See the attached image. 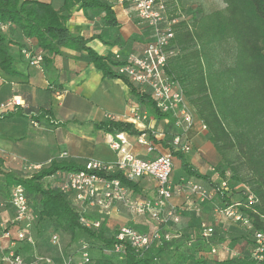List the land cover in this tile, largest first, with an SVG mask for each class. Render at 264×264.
Wrapping results in <instances>:
<instances>
[{"label": "trees", "instance_id": "obj_1", "mask_svg": "<svg viewBox=\"0 0 264 264\" xmlns=\"http://www.w3.org/2000/svg\"><path fill=\"white\" fill-rule=\"evenodd\" d=\"M222 1L223 8L208 13L193 12L190 22L169 17L166 6L168 20L176 21L172 26L173 38L167 47L175 50L176 55L168 60L166 72L181 85L186 101L205 127L219 156L218 170L226 187L198 174L182 159L181 167L189 175L206 181L214 190L221 208L233 207L248 219L250 229L237 223L239 229L230 237L214 238L216 231L213 230L209 239H204L200 233L186 237V240L184 236L174 237L170 242L153 244L142 252L124 245L120 253H115L113 246L117 229L110 230L105 220L86 215L82 208L60 192L57 181L52 179L57 173L80 171L82 166L53 162L29 176H21L4 171L0 161V199L8 201L12 186L23 187L31 212V233L38 241L42 240L47 250L53 251L52 236L68 235L73 243L84 242L76 251L66 253L65 259L81 255V247L85 246L89 256L86 264H264V249L259 251L255 236L258 233L264 238V0ZM74 2L84 10L102 11L105 22L115 25L113 12L105 2ZM74 2L66 0L63 9L57 12L41 2L0 0V24H12L24 37L36 39L38 47L50 56L43 57L42 63L51 62V57L58 55L61 48L86 52L104 77L125 83L130 93L138 97L139 103L146 105L150 115L165 116L149 95L116 73L114 68L123 62L100 57L86 46L87 40L70 34L66 12ZM0 68L7 74H17L2 33ZM4 116L0 115V118ZM99 128L114 135L136 133L131 124L112 120L99 125ZM99 176L107 180L118 179L132 191H137L136 185L127 181L120 172L99 173ZM230 184L239 190L241 201H232ZM249 196L253 198L251 205L247 202ZM80 216L97 220L100 226L86 228L79 223ZM179 241L183 242L177 244ZM173 242L175 244L171 247ZM220 247L222 250L224 247L237 248V254L219 256L211 253L212 249L217 252ZM28 249L37 255V245L31 247L23 243L21 249L14 250L23 257L22 251ZM23 259L28 262L31 257Z\"/></svg>", "mask_w": 264, "mask_h": 264}, {"label": "crops", "instance_id": "obj_2", "mask_svg": "<svg viewBox=\"0 0 264 264\" xmlns=\"http://www.w3.org/2000/svg\"><path fill=\"white\" fill-rule=\"evenodd\" d=\"M23 1L45 3L60 12L66 0ZM101 1L113 12L115 25L105 22L102 11L84 10L74 2L66 12V26L70 34L84 38L87 47L100 57H109L114 62L141 57L150 41L149 29L137 17L134 7L122 0ZM0 33L6 38L8 53L17 73L10 75L0 68V115H5L0 118V161L4 171L25 173L30 166L40 165L43 169L53 162L83 166L88 160L113 165L118 160V154L110 148L109 143L117 134L106 133L99 128L108 120L133 126L136 133L124 132L121 135L127 142L126 148L140 159H151L165 153L170 148L172 138L180 136L182 142L190 146V151L173 153L170 176L173 196L169 201L176 209L179 221L159 228L172 232L178 238L200 235L203 225L213 230L223 229V233H236L238 224L232 219L230 223L227 222L220 214L222 208L214 190L206 181L189 175L181 167L182 159L213 183L221 184L224 181L218 170L219 156L209 141L205 127L187 101L185 104L194 116L189 128H185L184 124L177 126L176 118L171 114L163 117L150 115L146 105L139 103L138 97L130 93L125 83L120 79L104 77L86 52L61 48L58 55L51 57V62L35 67L30 65V61L38 56L50 57L48 52L38 47L36 39L24 37L20 29L9 23L0 24ZM14 99H19L20 105L7 107ZM132 108L139 109L141 118L137 121L131 118ZM140 135H146L153 142L155 150L152 153L138 143ZM63 154L65 156L60 157ZM133 183L137 191L128 188L132 198L152 200L155 197L156 181L152 177L145 176ZM191 186L200 187L202 192L192 191ZM69 199L86 215L105 220L110 230L129 226L139 232H150L155 227L149 211L134 215L116 203L104 210L89 206L88 201H75L73 195ZM9 232L15 238L16 226H12ZM0 244L10 246L6 241ZM22 244L16 242L14 249H21ZM234 249L224 247V251L218 254L234 256L237 254ZM61 253H53L52 258L61 256ZM76 258L77 255L69 259L77 261Z\"/></svg>", "mask_w": 264, "mask_h": 264}, {"label": "built area", "instance_id": "obj_3", "mask_svg": "<svg viewBox=\"0 0 264 264\" xmlns=\"http://www.w3.org/2000/svg\"><path fill=\"white\" fill-rule=\"evenodd\" d=\"M131 4L137 17L149 29L150 41L146 45L141 57H129L123 65L116 67L118 75L124 76L134 86L143 92H148L155 102L156 108L165 114H171L176 118V125L184 124L189 128L193 120V112L185 104V95L181 85L166 72L168 60L176 55L175 50L169 49V41L173 38L172 26L175 20L169 21L166 15L165 0H122ZM42 58L36 57L30 61V65L41 67ZM20 100H12L6 106H19ZM130 115L133 121L141 118L138 108H132ZM33 124V122H31ZM138 143L143 145L148 153L154 149L153 142L146 135L138 137ZM110 148L118 154L115 164H108L97 160H88L83 164V169L76 172L57 173L52 179L57 181L61 193L75 201L86 202L89 206H97L99 209L108 210L113 203L124 206L134 215H143L149 211L155 227L150 232H139L129 226H120L115 236L116 243L113 246L115 253H120L124 245L130 246L136 252L149 249L153 244L170 242L175 235L170 231H163L159 226L168 225L169 222L177 223L179 217L176 209L169 204L173 196L170 176L173 168V153L189 152L190 146L182 142L180 136L173 137L170 148L162 154L151 159H140L134 156L126 148L127 142L121 134L110 141ZM65 154L60 157H64ZM40 165L28 167V170L38 172ZM122 173L123 177L130 182H136L145 176H150L156 181V195L150 199H136L129 194L128 186L118 179L107 180L99 176V173ZM228 176V173L226 174ZM226 187V182L221 183ZM192 191L202 192L198 186H191ZM101 195L98 196V193ZM8 204L11 207L16 225L15 238L6 229H0V243L8 241L10 246L3 247L0 244L1 264H53L47 257L34 255L29 262L17 254L14 250L16 242L25 243L34 247L36 238L31 233V212L22 186L14 185L10 188ZM248 205L253 203L252 196L247 199ZM220 214L242 224L250 229V223L241 213L233 207L220 209ZM79 223L86 228H98L100 222L89 220L80 216ZM213 234V228L203 225L201 236L209 239ZM256 242L259 251L264 249V238L256 233ZM53 243L57 242V236H52ZM81 261L78 264L89 262L85 246L81 247ZM216 253L215 249L211 250ZM70 259L63 264H69Z\"/></svg>", "mask_w": 264, "mask_h": 264}, {"label": "rangeland", "instance_id": "obj_4", "mask_svg": "<svg viewBox=\"0 0 264 264\" xmlns=\"http://www.w3.org/2000/svg\"><path fill=\"white\" fill-rule=\"evenodd\" d=\"M166 6H167V15L169 17H175L176 20H186L187 22H190L191 20V15L193 14V12H212L214 10H217L219 8H223V1L222 0H165ZM189 24V23H188ZM176 52V51H175ZM32 173H34L33 171H26L25 173H18L21 176H29ZM178 175V174H177ZM176 175V178H177ZM229 188H232V184H230ZM234 188H232V201L233 202H239L241 201L242 197L239 195L238 191L239 190H233ZM240 189V188H239ZM34 217V215L32 216ZM225 217V216H224ZM226 221L230 223V219L225 217ZM14 220V214L12 212L11 207L9 206L8 202L4 199H0V229H7L9 230L12 226H16L13 223ZM35 220H32V223H34ZM235 222V221H234ZM237 223V222H235ZM227 226V224H226ZM227 228V227H226ZM214 231H216V234L214 236V238H218L219 236L222 235H226V236H231L232 234L230 232H225L223 233V229H214ZM54 235V234H53ZM58 236V243H53V251L51 250H47L45 248V246L41 245V241L42 240H36L38 242H36L37 244V255L38 256H44L50 259L51 263L53 264H62L63 261H65L64 259H67V256L65 255L66 253H72V251H76L78 249V247H80V245L83 244L84 241H80L79 244L73 243V241L70 240V237L68 235L61 237L60 235ZM51 237V235H50ZM41 239V238H40ZM186 240V237H185ZM8 242V241H6ZM51 243V242H50ZM175 244V242H173L170 246L173 247ZM5 244L3 243V246ZM7 247V246H6ZM15 247V246H14ZM237 249V248H236ZM61 253V256H57V258H52L53 253ZM224 250H222V247H220L219 250H217L216 255L221 252H223ZM23 252V257L25 258H30L31 259L29 261H31L33 259V251L28 249ZM80 254V253H79ZM77 254V261H74L73 264H78L81 261V255ZM74 255V254H72ZM232 256V255H231ZM71 257V256H70ZM167 259V258H165ZM169 259V258H168ZM28 261V262H29ZM168 261L172 262V259H169Z\"/></svg>", "mask_w": 264, "mask_h": 264}]
</instances>
